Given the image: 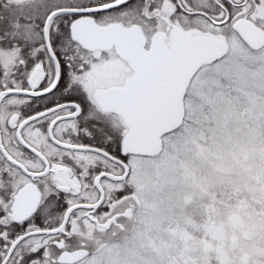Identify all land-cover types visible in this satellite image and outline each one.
Wrapping results in <instances>:
<instances>
[{"label": "snow or ice", "instance_id": "1", "mask_svg": "<svg viewBox=\"0 0 264 264\" xmlns=\"http://www.w3.org/2000/svg\"><path fill=\"white\" fill-rule=\"evenodd\" d=\"M0 264H264V0H0Z\"/></svg>", "mask_w": 264, "mask_h": 264}]
</instances>
